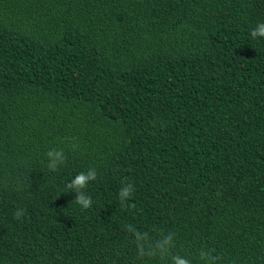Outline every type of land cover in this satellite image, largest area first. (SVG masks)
Here are the masks:
<instances>
[{
	"label": "trees",
	"instance_id": "1",
	"mask_svg": "<svg viewBox=\"0 0 264 264\" xmlns=\"http://www.w3.org/2000/svg\"><path fill=\"white\" fill-rule=\"evenodd\" d=\"M260 22L264 0H0V264H164L126 225L264 264Z\"/></svg>",
	"mask_w": 264,
	"mask_h": 264
},
{
	"label": "clouds",
	"instance_id": "2",
	"mask_svg": "<svg viewBox=\"0 0 264 264\" xmlns=\"http://www.w3.org/2000/svg\"><path fill=\"white\" fill-rule=\"evenodd\" d=\"M250 35L253 38H264V22H260L252 29ZM48 165L51 171H56L61 165L65 163V153L63 150H50L47 152ZM97 179L95 169H89L87 172H80L77 174L67 188L72 192L75 191L77 198L74 202L80 205L83 209H88L92 205V199L83 191L89 182ZM134 192L132 184H126L121 187L118 195L122 204L128 201ZM24 212L17 210L15 216L17 219L22 217ZM126 230L133 236V242L136 246L137 257L141 260L145 258H159L164 264H191V261L179 254H174L175 248V234L172 232H159L157 236L153 237L148 232H141L132 225H126ZM199 259L203 264H217V257L213 255L212 251L201 250Z\"/></svg>",
	"mask_w": 264,
	"mask_h": 264
}]
</instances>
